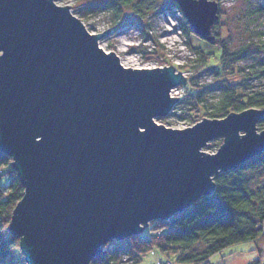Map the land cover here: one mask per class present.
I'll list each match as a JSON object with an SVG mask.
<instances>
[{
	"label": "water",
	"instance_id": "95a60500",
	"mask_svg": "<svg viewBox=\"0 0 264 264\" xmlns=\"http://www.w3.org/2000/svg\"><path fill=\"white\" fill-rule=\"evenodd\" d=\"M213 42L215 0H174ZM54 0H0V152L24 186L9 230L26 264H91L104 245L140 234L202 195L214 174L264 151V110L183 128L155 119L187 84L175 67L123 65ZM223 137L217 152L202 148Z\"/></svg>",
	"mask_w": 264,
	"mask_h": 264
},
{
	"label": "rangeland",
	"instance_id": "374dc122",
	"mask_svg": "<svg viewBox=\"0 0 264 264\" xmlns=\"http://www.w3.org/2000/svg\"><path fill=\"white\" fill-rule=\"evenodd\" d=\"M54 1L60 6L70 5L72 14L89 32L98 34L110 29L99 45L107 52L116 53L123 65L134 68L172 65L185 75L184 98L169 114L156 118L158 124L177 129L193 125L194 119L211 118L208 114L220 102L224 89H233L245 96L251 94L259 103L264 101V47L261 48L264 0H215L219 18L212 28L213 42L190 31L182 10L173 0H129L126 4L119 0L118 12L111 7L113 0ZM221 45L230 54L224 63L219 61ZM206 53L211 55L204 61L200 55ZM199 89L204 91L206 107L199 105L197 111H189L187 95ZM185 114L192 118L183 119ZM258 124L260 132L263 128ZM223 141V137L215 138L202 150L215 153ZM6 170L7 167L0 172H3L0 177L3 186L10 180ZM246 177L253 188L264 186V165L249 168ZM139 256L135 264H194L178 262L176 254H165L157 246H151ZM256 261L264 264V237L224 248L211 256L208 264H254Z\"/></svg>",
	"mask_w": 264,
	"mask_h": 264
},
{
	"label": "trees",
	"instance_id": "16d2710c",
	"mask_svg": "<svg viewBox=\"0 0 264 264\" xmlns=\"http://www.w3.org/2000/svg\"><path fill=\"white\" fill-rule=\"evenodd\" d=\"M128 2L123 0V4ZM172 3L179 8L174 0ZM111 7L118 12L119 0H113ZM187 26L194 32L188 22ZM261 43L263 48L264 41ZM210 55L206 53L200 56L206 61ZM228 56L230 54L221 45L219 61L224 63ZM183 87L184 94L180 100L185 95L186 87ZM247 95L224 89V95L209 112V117L223 118L231 112L255 106L264 108V101L256 102L253 95ZM187 97L191 105L189 111H197L199 105L205 106L203 89L189 93ZM187 118L192 117L185 114L183 119ZM197 121L194 119L193 123ZM258 126L264 129V118ZM10 158L0 152V172L7 167L6 172L10 175L7 185L0 184V264H26L20 238L9 230L12 212L24 192ZM259 165H264V151L233 170L217 172L213 176L215 188L212 194L200 196L167 219L151 221L145 227L147 230L144 228L140 234L107 243L101 255L91 264H121L125 255L135 264L139 261V254L146 253L151 246H157L168 255L176 254L178 262L208 264L209 258L224 248L264 237V186L253 188L246 177L249 168ZM254 264L260 263L256 261Z\"/></svg>",
	"mask_w": 264,
	"mask_h": 264
},
{
	"label": "built area",
	"instance_id": "2783aa9c",
	"mask_svg": "<svg viewBox=\"0 0 264 264\" xmlns=\"http://www.w3.org/2000/svg\"><path fill=\"white\" fill-rule=\"evenodd\" d=\"M148 68H151V67H148ZM170 94L172 97H178V99L180 100V98H182L184 94V87L183 86L175 87L171 90ZM122 260H123L122 264L129 263L130 261H132V259H128V256L126 255L123 257ZM169 264H172V263L169 262Z\"/></svg>",
	"mask_w": 264,
	"mask_h": 264
},
{
	"label": "bare ground",
	"instance_id": "6f19581e",
	"mask_svg": "<svg viewBox=\"0 0 264 264\" xmlns=\"http://www.w3.org/2000/svg\"><path fill=\"white\" fill-rule=\"evenodd\" d=\"M179 87V86H178ZM171 93V92H170ZM171 261V260H170ZM167 264V263H166Z\"/></svg>",
	"mask_w": 264,
	"mask_h": 264
}]
</instances>
